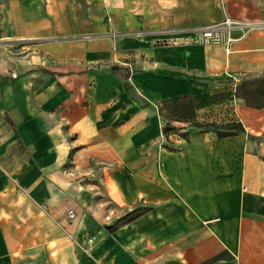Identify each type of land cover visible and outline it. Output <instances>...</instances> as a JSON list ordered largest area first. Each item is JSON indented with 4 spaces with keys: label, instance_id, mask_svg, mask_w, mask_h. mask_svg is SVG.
Here are the masks:
<instances>
[{
    "label": "crops",
    "instance_id": "obj_1",
    "mask_svg": "<svg viewBox=\"0 0 264 264\" xmlns=\"http://www.w3.org/2000/svg\"><path fill=\"white\" fill-rule=\"evenodd\" d=\"M227 18L264 0H0V264H264V108L168 140L159 111L264 71V28L199 38Z\"/></svg>",
    "mask_w": 264,
    "mask_h": 264
},
{
    "label": "trees",
    "instance_id": "obj_2",
    "mask_svg": "<svg viewBox=\"0 0 264 264\" xmlns=\"http://www.w3.org/2000/svg\"><path fill=\"white\" fill-rule=\"evenodd\" d=\"M128 77H129V72L125 71L123 73L124 84L127 88L130 89L129 82L127 81ZM254 81L255 83H258L257 84L258 86L255 89L256 93L264 96V91L261 90L260 87L261 84H264V74L263 77H258V79L256 80L253 79L251 81H248L246 79H243L241 85L237 86L236 93L237 94L239 93V89L241 88V86H246L248 83H252ZM224 95L225 92H219L216 94H212L210 98L211 101H215V100H219ZM243 95H244L243 98L245 99L248 105L257 108L264 106V103L252 102V97L254 96V92L252 90H248V89L245 90ZM159 111L164 121L163 133L164 136L167 138V140L171 133H174L177 130L182 129V127H178L173 123L175 121L187 122L192 126L200 128L201 131L215 129L217 131L218 136H229V135L237 134L239 132L246 131L243 122L233 114L231 117H228L221 121H217L215 119H208V118L205 119L199 118L197 113V102L196 99L192 96V94L177 95L160 100ZM178 134L185 139H189L190 136L189 130H181ZM137 212L138 211L129 213L128 215L120 219L119 223L135 218L138 215ZM115 227L116 226H111L109 227V230L112 231L115 229Z\"/></svg>",
    "mask_w": 264,
    "mask_h": 264
},
{
    "label": "rangeland",
    "instance_id": "obj_3",
    "mask_svg": "<svg viewBox=\"0 0 264 264\" xmlns=\"http://www.w3.org/2000/svg\"><path fill=\"white\" fill-rule=\"evenodd\" d=\"M117 22L120 24V19H117ZM97 35L98 37H101L106 34L104 31H99ZM228 35L233 37L232 41L234 42L235 39H238L240 34L236 31L235 33H232V34L225 33L224 38L222 39L221 42L225 43L226 46L231 44L230 42H232V41L230 42L226 41L225 38ZM122 57L125 58L126 60H132L135 58L134 56H129L126 53ZM174 71L180 73V71H177L176 69H174ZM263 74H264V71H255L251 73H237V74L232 73V75H229L226 73V75L229 77L228 79L227 78L225 79L226 81L225 80H219V81L213 80L214 82L218 83L219 88L221 89L220 91H216V93L225 92V95L222 96V98H220L219 100H215V101H211L210 97L212 94H216V93L207 92L203 90L200 86H195L192 96L196 99V102H197V113H198L199 118L201 119L208 118V119H215L217 121H221V120H224L232 116V111L234 107L237 105V103L241 102L247 106H250L246 103L245 99L243 98L244 96L243 93L247 89L252 90L254 92V96L252 97V102L264 103V96L259 95L255 91V89L258 86L257 85L258 83H255V81L252 83H248L246 86H241V88L239 89V93H238L239 95L236 93V88L237 86L241 85V82L243 81V79H246L248 81H251L253 79L256 80L258 79V77H263ZM189 75L191 77H186L189 80L192 79L194 75L197 76L195 72L193 73L189 72ZM260 87H261V90L264 91V84H261ZM259 108H264V106L259 107ZM177 132L179 133L180 130H177L176 133H172V134H177Z\"/></svg>",
    "mask_w": 264,
    "mask_h": 264
},
{
    "label": "built area",
    "instance_id": "obj_4",
    "mask_svg": "<svg viewBox=\"0 0 264 264\" xmlns=\"http://www.w3.org/2000/svg\"><path fill=\"white\" fill-rule=\"evenodd\" d=\"M226 25L222 24H210L205 26L196 27L198 31L199 38L202 40L221 42L224 38L225 32L224 29H251V28H264V22H235L227 18L225 20ZM227 42L233 40V37L228 35L226 38ZM67 216L70 220L74 219L76 216V211L74 208H69L67 211Z\"/></svg>",
    "mask_w": 264,
    "mask_h": 264
}]
</instances>
